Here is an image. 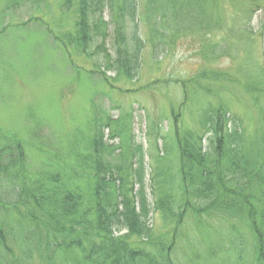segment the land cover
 Instances as JSON below:
<instances>
[{
  "label": "rangeland",
  "instance_id": "rangeland-1",
  "mask_svg": "<svg viewBox=\"0 0 264 264\" xmlns=\"http://www.w3.org/2000/svg\"><path fill=\"white\" fill-rule=\"evenodd\" d=\"M116 1L110 7L107 1L96 0L99 4L89 9V39L84 44L77 26L78 0H0V134L4 133L14 144L17 139L26 155L23 171L34 178L41 174L46 163L57 164L61 158L62 163L73 165L81 160L76 157L80 151L85 157L91 156L84 146L95 136V126L103 122L106 151L100 152V160L127 166L131 174L144 162L145 194L150 209L147 225L154 230V237L165 235L170 239L175 219L164 220L155 209L158 190L154 176L158 163L169 162V175L175 174L179 181L173 147L176 123L173 110L178 114L177 123L186 130L197 124L198 110L209 103H220L196 90L191 109L188 105L181 109L183 96L177 82L216 69L241 81H247L245 76H248L264 87V78L258 77L264 73V10L258 11L251 21L257 34L254 46L240 41L231 47L233 42L225 38V32L212 35L201 30L196 33L184 30L176 34L172 21L180 14L175 5H185L182 0H153L155 9L150 6V0H140L139 15L133 20L119 17ZM234 2L240 5L238 9ZM245 5L247 2L242 0H223L215 10L211 0H201L195 8L199 12L202 7L205 20L211 24L223 17L232 24L234 18L236 22L238 17L244 19ZM34 18L40 22H27ZM119 28L124 34L123 43L116 33ZM135 36L144 44L138 70L129 78L118 70L117 63L129 58L119 53V49H126L129 54L136 52ZM227 49L231 57L215 58ZM108 63L116 68L108 70ZM242 85L224 82L220 85L223 92L220 99L229 104L232 115L245 120L250 138L253 131L260 129L257 110L264 108V99L255 104ZM109 118L113 122L107 126ZM155 133L166 141H156ZM112 134L115 139L111 138ZM137 146L143 148L144 159ZM165 146L173 151L169 153ZM5 163L0 160V197L7 198L15 189L10 175H4L1 170ZM68 174L63 172L64 177ZM135 188L138 190L139 186ZM186 219V226L181 228L183 240L176 244L173 256L177 264H184L189 247L199 251L206 247L203 236L199 235L193 246L189 243V235L198 229L191 216ZM212 223V239L214 236L219 241L221 233L219 238L215 232H219L220 222ZM227 231L231 233L229 228ZM126 234L122 230L115 236ZM150 251H155L153 246Z\"/></svg>",
  "mask_w": 264,
  "mask_h": 264
},
{
  "label": "trees",
  "instance_id": "trees-1",
  "mask_svg": "<svg viewBox=\"0 0 264 264\" xmlns=\"http://www.w3.org/2000/svg\"><path fill=\"white\" fill-rule=\"evenodd\" d=\"M95 1L78 0L77 26L84 44L89 39V9L99 4ZM104 1L110 7L114 4V0ZM139 1L117 0L119 17L135 19L139 15ZM182 1L185 5H175L180 14L172 21L176 34L201 30L215 35L220 31L233 42L231 47L240 41L254 46L257 34L251 21L258 11L264 10V0H242L247 2L242 11L244 19L238 17L236 22L234 18L232 24L224 17L212 24L205 20V10L201 7L198 12L195 8L201 0ZM211 1L217 10L223 0ZM149 4L155 9L153 0ZM233 6L240 7L237 2ZM36 20L27 22L38 24L40 21ZM239 20L246 22L240 24ZM116 33L125 42L122 29ZM135 39V53L119 49L129 58L117 63V68L129 78L138 70L144 44L138 36ZM223 55L231 57L229 49L215 58ZM114 68L107 64L108 70ZM197 75L177 82L183 96L181 109L187 105L191 109L196 90L220 103H209L198 110L197 124L186 130L177 123L178 114L173 110V147L179 181L175 174L169 175V162L158 163L154 176L158 190L155 209L164 220L175 219L170 239L165 235L154 237V230L147 225L150 209L145 194L144 162L139 163L132 179L127 166L100 160V152L106 151L103 122L95 126V136L84 146L91 156L85 157L80 151L76 157L81 160L73 165L62 163L61 158L57 164L46 163L34 178L23 171L26 155L17 139L14 138V144L1 133L0 160L6 162L1 170L10 175L15 192L7 198L0 197V264H177L173 257L175 246L183 240L181 228L186 226L188 216L198 229L189 235V243L193 246L203 236L206 247L202 251L189 247L184 264H264V108L257 110L260 129L249 138L245 120L232 115L229 104L220 99V85L227 81L242 87L244 83V90L255 104L264 99V87L253 78L245 76L247 81H241L223 70H205ZM262 75L258 77L264 78ZM107 121V126L113 122L111 118ZM155 135L156 141H166L158 133ZM111 138L115 139V134ZM137 148L144 159L143 148ZM165 148L169 153L173 151ZM63 172L69 174L64 177ZM213 220L220 222L219 232H215L219 238L221 233L219 241L211 236ZM122 230L127 234L116 237ZM214 241L218 244L213 245ZM152 246L155 251H150Z\"/></svg>",
  "mask_w": 264,
  "mask_h": 264
}]
</instances>
